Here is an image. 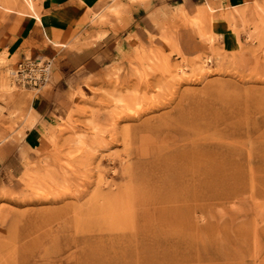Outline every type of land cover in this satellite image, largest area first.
<instances>
[{
    "label": "rangeland",
    "instance_id": "rangeland-1",
    "mask_svg": "<svg viewBox=\"0 0 264 264\" xmlns=\"http://www.w3.org/2000/svg\"><path fill=\"white\" fill-rule=\"evenodd\" d=\"M137 1L31 146L43 88L0 54V264H264V4L215 31L210 0Z\"/></svg>",
    "mask_w": 264,
    "mask_h": 264
},
{
    "label": "crops",
    "instance_id": "crops-1",
    "mask_svg": "<svg viewBox=\"0 0 264 264\" xmlns=\"http://www.w3.org/2000/svg\"><path fill=\"white\" fill-rule=\"evenodd\" d=\"M120 1L128 4L131 10H142L139 1ZM153 1L147 0L144 6ZM166 1L191 3L195 0ZM203 1L206 3L207 0ZM114 3L112 0H39L37 11L34 0L29 3L0 0L1 9L12 12L8 16L9 22L0 28V54H6L15 62V67L25 58H41L52 63L48 84L30 101L35 122L26 132V145L31 146L37 138L52 133L57 121L69 111V81L76 80L71 76L82 71L95 72L102 59L116 55L118 45L112 51L110 49L112 43H118L117 30L108 23L100 24L95 20V15L100 14L112 18L108 9ZM210 3L216 7L215 16L219 20L215 31H224L229 24L225 20L226 15L241 7L264 4V0H210ZM11 145L15 144L10 142L8 150H15ZM2 165L3 160L0 159V168Z\"/></svg>",
    "mask_w": 264,
    "mask_h": 264
},
{
    "label": "built area",
    "instance_id": "built-area-1",
    "mask_svg": "<svg viewBox=\"0 0 264 264\" xmlns=\"http://www.w3.org/2000/svg\"><path fill=\"white\" fill-rule=\"evenodd\" d=\"M52 64L41 58H25L13 74L15 83L20 87L41 89L50 79Z\"/></svg>",
    "mask_w": 264,
    "mask_h": 264
},
{
    "label": "bare ground",
    "instance_id": "bare-ground-1",
    "mask_svg": "<svg viewBox=\"0 0 264 264\" xmlns=\"http://www.w3.org/2000/svg\"><path fill=\"white\" fill-rule=\"evenodd\" d=\"M211 10H213V9L211 8ZM51 64H52V63H51ZM13 74H14V73H13ZM49 80H50V79H49ZM49 80H48V82H49ZM48 82L46 83V85L48 84ZM46 85H45V86H46ZM45 86H44V87H45ZM44 87H43V88H44ZM113 210H114V209H113ZM114 213H115V212H114Z\"/></svg>",
    "mask_w": 264,
    "mask_h": 264
}]
</instances>
